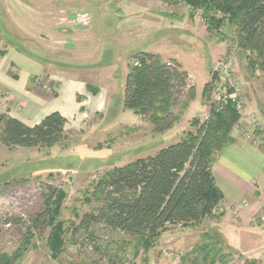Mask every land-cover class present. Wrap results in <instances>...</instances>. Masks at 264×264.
<instances>
[{
	"label": "rangeland",
	"instance_id": "374dc122",
	"mask_svg": "<svg viewBox=\"0 0 264 264\" xmlns=\"http://www.w3.org/2000/svg\"><path fill=\"white\" fill-rule=\"evenodd\" d=\"M121 1L139 3L146 0H80L76 4L79 7L75 13L76 21L80 27L86 28L91 23V16L105 20L113 14L104 9H119ZM157 1L161 7L159 11L173 13L168 15L176 21V33L169 36L165 46L177 55L178 60H174L182 64L192 75L190 84L197 85V99L202 92V106L194 112H187L174 129V133H153L143 120L135 117L137 115L133 112L124 114L126 110L120 106L118 91L115 89L114 93L110 92V105L107 111L96 115L92 123H83L77 130L79 117H84V120L88 121L92 118L90 111L82 106L86 102V96L78 95L74 100L75 108L72 109L74 112L68 118H64L68 131L65 132V138L60 144L52 148L8 150L0 143V258L5 262L191 264L192 252L201 242L202 233L211 229L208 224L190 229L189 234L180 231L188 230L187 228L180 226L169 228L160 237L156 247L149 250L139 247L136 255H133L134 246L129 238L110 232L103 226L91 229L95 238L92 242L84 235L72 238L71 231L67 232L63 237L62 251L57 257L52 254L48 244L51 229L44 231L32 229L31 236L26 239L27 229L31 226L32 220L44 208L43 201L48 186L58 189L63 194L58 222L68 227L71 223H77L78 218L84 213L97 211L100 204L93 202L91 193L94 183L104 172L135 159L153 155L166 144H174L179 139V137L176 139L177 134L183 137L187 134L175 132L184 128L188 119L189 127L194 131L197 121L202 122L216 103L212 96L213 86L218 78L216 70L219 63L225 59L231 62L230 83L237 86L238 98L245 103L240 126L233 131L242 133L244 140L245 134L254 131L264 138V78L251 64L253 56L250 51L237 45L234 34L227 26L223 25L217 31H209L207 22L200 17L201 13L198 11L192 10L178 0ZM83 2H86L89 12ZM102 7L104 9H101ZM103 12L106 13L105 16L100 15ZM182 17L197 20L199 24L194 32L185 24L179 23L178 19ZM184 30H188L189 34L180 33ZM104 38L112 39L111 36ZM13 42L16 44V41ZM209 52L212 53V62ZM206 78L209 85L207 100L203 97L207 84L202 87ZM64 99L65 97L58 99L52 106L57 105V108L63 111L71 109V105L65 103ZM0 102L2 103V100ZM198 103L199 100L196 106ZM6 106L12 110L11 105L6 103ZM202 107L205 108L203 111ZM49 108L50 106L47 109ZM173 231L176 233H171ZM173 241L181 244L178 249L165 250V245ZM15 256H18L17 259ZM238 258L233 254L230 262L237 261Z\"/></svg>",
	"mask_w": 264,
	"mask_h": 264
},
{
	"label": "trees",
	"instance_id": "16d2710c",
	"mask_svg": "<svg viewBox=\"0 0 264 264\" xmlns=\"http://www.w3.org/2000/svg\"><path fill=\"white\" fill-rule=\"evenodd\" d=\"M178 1L201 13L209 31L227 26L237 45L250 51L251 64L264 78V0ZM132 60L125 79L123 109L139 116L152 127L153 133L172 129L195 97L194 87L188 86L187 73L151 53H138ZM208 87L207 84L203 91L205 100ZM238 119L233 102L213 104L208 118L197 121L194 131L178 142L154 155L107 170L96 180L91 193L93 202L100 204L97 211L84 213L68 227L58 222L63 194L48 186L44 208L32 220L26 239L32 229H51L48 244L57 257L67 232L71 231L72 238L84 235L92 242L95 238L91 229L103 226L129 238L136 255L139 247L144 250L156 247L169 228L193 229L204 221L219 220L216 209L222 194L212 167L217 155L233 144L231 135ZM65 124L58 113L34 126L0 114V143L8 150L52 148L65 138ZM233 254L220 234L210 229L202 233L201 242L192 252L191 264H229ZM0 264L10 263L0 258ZM244 264L257 262L246 260Z\"/></svg>",
	"mask_w": 264,
	"mask_h": 264
},
{
	"label": "crops",
	"instance_id": "0c3cea01",
	"mask_svg": "<svg viewBox=\"0 0 264 264\" xmlns=\"http://www.w3.org/2000/svg\"><path fill=\"white\" fill-rule=\"evenodd\" d=\"M78 1L0 0V52L3 53L0 57V114H7L28 126L39 124L53 113L66 119L74 112L75 97L85 95L86 102L82 106L90 111L92 118L88 121L79 117L78 130L83 123H92L96 115L107 111L110 92L114 93L115 89L122 106L125 79L133 65L132 57L144 52L177 65L187 73L188 86L195 89V97L188 109L172 129L164 132L174 133L187 112H194L202 106V92L197 99V85L190 84L192 75L175 61L177 55L165 46L169 36L176 33V21L169 16L173 13H161L157 0L121 1L119 9L101 8L112 16L105 20L91 16L90 25L82 28L76 21ZM86 2L83 3L88 11ZM132 10L134 12L130 13ZM178 21L192 32L199 24L196 19L188 17ZM180 33L189 34V31ZM106 36L112 39L106 40ZM209 56L212 62L211 52ZM208 79H204L206 82L202 87ZM63 97L65 103L71 105L68 111L52 106ZM5 102L12 106V110ZM204 109L202 107V111ZM189 126L188 119L185 127L175 133L191 132ZM179 135H176V139L179 137L176 142L183 137ZM231 136L233 144L217 155L212 167L222 194L220 205L224 213L219 220H207L202 224L215 229L224 244L239 257L229 264H244L246 260L264 264V222L261 221L264 217V145L257 146L244 140L242 133L237 131H232ZM180 231L191 233L190 229ZM180 245L173 241L165 245V250L178 249Z\"/></svg>",
	"mask_w": 264,
	"mask_h": 264
},
{
	"label": "built area",
	"instance_id": "2783aa9c",
	"mask_svg": "<svg viewBox=\"0 0 264 264\" xmlns=\"http://www.w3.org/2000/svg\"><path fill=\"white\" fill-rule=\"evenodd\" d=\"M217 83L213 86V92L212 96L215 99V104L217 105H222L225 104L229 101L233 102L235 104V109L239 115V119L237 123L235 124L233 130L238 129L241 123V119L243 117V106L244 102L243 100L241 101L239 97V90L237 86H233L230 83L231 80V62L229 60H223L222 62L219 63V66L217 68ZM234 90H233V88ZM209 115L204 117V120L208 118ZM245 139L251 141L253 144L257 146L264 145V138L259 135L256 131L254 133H247L245 134ZM224 213V209L221 205L218 206L216 209V214L221 215ZM261 221L264 222V217L261 218Z\"/></svg>",
	"mask_w": 264,
	"mask_h": 264
}]
</instances>
